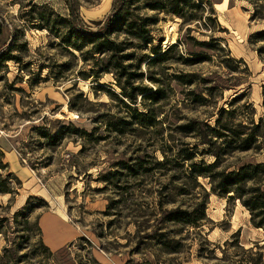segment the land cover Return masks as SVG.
<instances>
[{"label": "rangeland", "instance_id": "1", "mask_svg": "<svg viewBox=\"0 0 264 264\" xmlns=\"http://www.w3.org/2000/svg\"><path fill=\"white\" fill-rule=\"evenodd\" d=\"M207 1L203 19L190 25L147 8L137 11L152 19L147 49L123 33L112 36L135 54L126 62L130 72L145 74L135 84L167 96L159 103L138 96L132 109L152 111L153 119L143 121L111 97L110 91L121 93L113 74L99 82L82 78L93 63L85 64L62 40L70 31L65 20L98 31L117 0H0V59H7L0 63V151L9 165L1 174L9 171L21 181L17 194L0 195V218L12 220L30 197L43 199L48 207L37 208L32 221L39 220L45 246L60 252L23 264H91L89 258L100 264H233L250 256L244 251L264 254V231L251 224L242 202L214 195L208 178L193 177L215 162V153L220 171L264 163V135L249 151H224L216 139L215 146L205 143L211 138L207 126L215 127L224 109L231 110L224 122L246 134L264 122V41L256 35L264 30V0ZM161 40L163 51L176 49L140 71L137 59L156 57L150 49ZM205 42L230 53L205 49ZM196 55L209 58L185 63ZM201 97L207 101L200 103ZM193 120L196 131L183 132ZM262 129L264 134V124ZM189 154L193 160H186ZM207 195V217L199 227L161 224L165 211L196 208ZM2 232L0 253L12 248L19 258L38 239L28 243L23 225L14 222ZM168 232L170 240L182 242L180 253H163L150 237Z\"/></svg>", "mask_w": 264, "mask_h": 264}, {"label": "trees", "instance_id": "2", "mask_svg": "<svg viewBox=\"0 0 264 264\" xmlns=\"http://www.w3.org/2000/svg\"><path fill=\"white\" fill-rule=\"evenodd\" d=\"M139 5V6H136ZM206 5H210L207 0H117V4L114 8V13L109 16L104 22V26L98 31L92 29H84L74 25V21L65 20L64 22L69 25V35L68 39L62 38L64 44L79 52L82 60L85 64L90 62L93 63L90 72H81L80 76L85 80L94 78L97 82L107 73H111L116 78V83L121 93L119 95L110 91L111 97L116 98L121 105L131 114L132 118L139 117L141 120L149 121L153 119L152 111L150 109L145 110V112L139 111L137 109H132V105H135L138 100V96H142L144 100H151L154 103H159L163 101L167 96L164 91L156 90L153 91L151 88H146L144 86L136 85L135 82L138 80H143L145 74L143 72L131 73L130 69L132 65H126V62L133 61L135 59V54H132L129 50L131 47L125 42H117L112 39L113 35L118 33H123L129 38H133L141 42V47L148 48L152 45L151 31L148 24L152 19L150 17L142 18L136 15V12L142 9H150L158 13H164L170 16H177L184 20V23L192 24L197 21H201L203 18L200 16L204 13ZM200 13V14H199ZM259 39L264 41V30L263 32L256 34ZM74 40V42L72 41ZM162 41L157 47H151L152 53L156 57L151 55H144L137 59L136 67L141 71V66L143 64L153 65L158 62L165 60L167 56L172 53L176 46L172 45L167 50H162ZM91 46L89 51L84 52L87 46ZM203 48L207 49H217L218 51L227 52L225 48H218L211 43L202 44ZM264 47L259 52L263 54ZM73 55V53H71ZM230 56V55H229ZM209 57L196 55L194 59L185 60L188 64H198L205 62ZM206 59V60H205ZM7 61V59H0V63ZM231 61L228 58L227 62ZM180 81L188 84L187 81H183L182 77H177ZM156 80V79H152ZM158 82V81H156ZM103 86H97L98 90H102ZM245 95L236 97L230 106H234L236 102H239L244 98ZM202 102H206L207 99L204 97L199 98ZM231 113V110H222L220 117L215 121L216 126L212 127L208 125L209 132L211 133V138L207 142L208 145L215 146L216 141H222V148L224 151H249L253 146L257 145L260 138H263V124L264 122L260 120L259 124H254L249 134L244 133V130L236 128L232 124L224 122L223 116L225 114ZM142 121V122H143ZM126 122V121H124ZM197 122L193 120L189 122L188 125L182 126V131L185 133H194L197 129ZM240 127L244 128L241 124ZM73 127V126H72ZM109 127H113L116 131H119V127L116 122L110 120ZM76 134H81L83 136H90L86 131L81 129H76L73 127ZM216 139V141H214ZM215 162L204 166L203 170L196 172L193 175L194 179L197 176H203L208 178L212 183L211 192L219 196L220 198L229 197L231 200H238L242 202V205L251 213V224L254 227L264 231V163H253L241 166L239 169L234 171H228L224 169L219 170L218 163L221 155L215 153ZM4 154L0 151V195L6 196L7 194L15 195L17 194L19 188L21 187V181L14 173H9L7 171L6 177L1 174V171H6L9 169L8 164H3ZM194 154H189L186 160H193ZM198 166L197 164L193 165ZM124 169L130 170L133 175H136V171L132 170L130 167H125ZM120 173L110 174L106 177V182L110 181V177L117 178ZM208 195L206 199L198 204L196 208L191 209H181L176 208L172 210H167L163 213L162 219L160 220L163 225H178V226H188V227H199L201 221L205 220L207 217V206H208ZM38 202L35 206L32 205L33 202ZM27 204L18 212L10 218H0V235L3 233L6 224L14 222L19 225H23L25 231L28 233L27 242L31 243L34 241L33 238L37 239L34 242L33 251L30 254H24L22 257H17L16 252L12 248H5L4 251L0 253V264H23L24 259H37L38 257L43 259H52L56 257L60 252L53 253L49 247L45 246L43 242V231L39 225V220L33 222L32 215L37 208L48 207V203L43 199L30 197ZM21 220V223H20ZM174 232V231H173ZM34 235V237H33ZM101 237V236H99ZM151 239L157 242L160 250L169 255L180 253L183 244L178 240H170L168 233H156L150 236ZM90 244L86 238H81ZM250 254V256L242 258V260L237 261L233 264H264V254L257 253L254 255L252 250L244 251ZM88 263L100 264L95 258H89ZM215 264H226V263H215ZM229 264V263H227Z\"/></svg>", "mask_w": 264, "mask_h": 264}, {"label": "crops", "instance_id": "3", "mask_svg": "<svg viewBox=\"0 0 264 264\" xmlns=\"http://www.w3.org/2000/svg\"><path fill=\"white\" fill-rule=\"evenodd\" d=\"M261 230V229H260Z\"/></svg>", "mask_w": 264, "mask_h": 264}]
</instances>
